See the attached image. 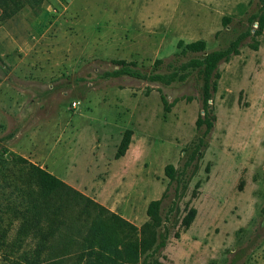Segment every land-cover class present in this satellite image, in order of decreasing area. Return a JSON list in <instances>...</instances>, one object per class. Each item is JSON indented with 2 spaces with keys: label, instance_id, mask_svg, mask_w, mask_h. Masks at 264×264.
<instances>
[{
  "label": "rangeland",
  "instance_id": "374dc122",
  "mask_svg": "<svg viewBox=\"0 0 264 264\" xmlns=\"http://www.w3.org/2000/svg\"><path fill=\"white\" fill-rule=\"evenodd\" d=\"M261 17L262 0H0V143L18 160L0 176V264H32L43 208L65 185L100 205L71 264H125L166 192L160 262L264 264ZM240 36V54L218 68L207 137L201 70L171 86L102 77L119 61L168 73L204 56L177 59L179 41L210 53Z\"/></svg>",
  "mask_w": 264,
  "mask_h": 264
},
{
  "label": "trees",
  "instance_id": "16d2710c",
  "mask_svg": "<svg viewBox=\"0 0 264 264\" xmlns=\"http://www.w3.org/2000/svg\"><path fill=\"white\" fill-rule=\"evenodd\" d=\"M264 4V0H262ZM260 31L264 29V17L259 19ZM244 36H240L226 50H216L205 53L207 43L204 40L185 43L179 41L180 52L175 57H185L189 54H204L203 57H191L185 62L170 63L172 70L168 73H143L135 63L125 61L116 62V67L105 72L104 78L131 77L137 80L150 83H159L164 86L185 81L190 71L201 70L203 74L202 89V113L196 121L198 129L204 128V137H207L214 128L215 116L210 102L213 100V93L218 89V81L221 75L218 71L219 65L229 62L233 56L240 54V45ZM163 64L162 60L155 62L158 69ZM165 111H171L172 104L168 103L165 95L161 94ZM133 131L127 130L119 146L116 158L124 157L131 144ZM195 152V154H197ZM17 156L2 147L0 143V176L9 171L17 163ZM165 174L171 182L176 180V169L173 165L165 168ZM168 192L159 200L150 202L147 209L149 220L142 226L140 231L139 249L133 253L125 264H163L157 255L166 248L168 242V230L160 236L159 230L167 221L163 216V203ZM100 209V205L71 188L63 186L45 204L40 218V226L35 238L34 247L31 250L32 264H71L76 256L81 253L87 239L89 230ZM174 207L169 214L174 212ZM196 214L191 210L185 218V226H189Z\"/></svg>",
  "mask_w": 264,
  "mask_h": 264
},
{
  "label": "built area",
  "instance_id": "2783aa9c",
  "mask_svg": "<svg viewBox=\"0 0 264 264\" xmlns=\"http://www.w3.org/2000/svg\"><path fill=\"white\" fill-rule=\"evenodd\" d=\"M73 106H76V103H73Z\"/></svg>",
  "mask_w": 264,
  "mask_h": 264
}]
</instances>
